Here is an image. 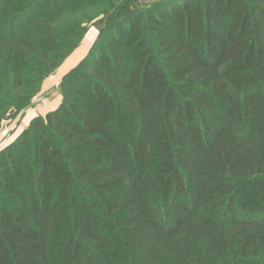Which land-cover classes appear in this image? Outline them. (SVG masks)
<instances>
[{"label":"trees","instance_id":"16d2710c","mask_svg":"<svg viewBox=\"0 0 264 264\" xmlns=\"http://www.w3.org/2000/svg\"><path fill=\"white\" fill-rule=\"evenodd\" d=\"M87 1L0 0V105ZM116 8L0 149V264H264V0Z\"/></svg>","mask_w":264,"mask_h":264},{"label":"rangeland","instance_id":"374dc122","mask_svg":"<svg viewBox=\"0 0 264 264\" xmlns=\"http://www.w3.org/2000/svg\"><path fill=\"white\" fill-rule=\"evenodd\" d=\"M129 1L134 0H88L85 3L88 7L83 11L60 18L55 25L62 32L60 39L63 44L52 54L51 64L47 63L43 65L44 68H41V72L49 71L47 75L41 78L39 68L32 69L20 83L13 79L8 84L11 92L10 99L14 102L0 105V149L5 148L28 128L34 117L44 116L47 111L59 104L62 97L60 81L102 40L96 25L103 24V28L106 29L107 25L112 23L116 7ZM72 18L85 20V22L78 27H73L68 21ZM75 42L78 43L71 50ZM16 92L17 96H15Z\"/></svg>","mask_w":264,"mask_h":264},{"label":"crops","instance_id":"0c3cea01","mask_svg":"<svg viewBox=\"0 0 264 264\" xmlns=\"http://www.w3.org/2000/svg\"><path fill=\"white\" fill-rule=\"evenodd\" d=\"M54 108H56V106H55V107H53L52 109H54ZM52 109H50V110H52ZM13 138H14V137H13ZM13 138H12V140H13ZM12 140H11V141H12Z\"/></svg>","mask_w":264,"mask_h":264},{"label":"bare ground","instance_id":"6f19581e","mask_svg":"<svg viewBox=\"0 0 264 264\" xmlns=\"http://www.w3.org/2000/svg\"><path fill=\"white\" fill-rule=\"evenodd\" d=\"M77 54V53H76Z\"/></svg>","mask_w":264,"mask_h":264}]
</instances>
